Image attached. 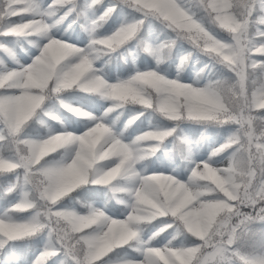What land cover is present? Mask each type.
<instances>
[{"label":"snow or ice","instance_id":"1","mask_svg":"<svg viewBox=\"0 0 264 264\" xmlns=\"http://www.w3.org/2000/svg\"><path fill=\"white\" fill-rule=\"evenodd\" d=\"M101 2L91 0L88 6ZM119 3L141 17L110 34L94 36L84 47L48 35L31 63L18 68L10 69L0 59V174L17 172L16 182L6 194L23 185V198L0 217V249L46 229L52 247L37 253L32 264H47L60 253L73 264H222L233 253L242 264H264V256L241 254L232 247L248 224L264 221V40H256L264 37V28L249 34L250 23L264 25V16L252 20L254 0H198L203 11L199 17L178 0ZM116 6L109 5L98 19L104 20ZM76 8L75 0H51L47 5L42 0H0V36L47 35L51 27L48 17L59 12L63 20ZM149 16L161 20L176 37L188 40L232 75L194 86L152 69L117 82L97 74L93 60L132 40ZM91 23L95 31L97 20ZM214 28L227 33L230 42ZM173 43L168 41V45ZM146 50L160 62L159 48ZM0 51L11 55L4 43H0ZM74 88L101 93L116 102V108L132 103L171 121L231 122L236 128L208 159L194 162L187 180L162 172L141 175L135 168L137 161L159 149L158 142L176 132L175 127L149 128L125 142L94 115L60 101L68 111L95 123L83 132L63 130L43 139L22 137V130L47 97ZM140 115L143 112L128 124ZM67 149L73 153L67 162L48 161L53 153ZM226 150V165L214 166L217 162L212 158ZM121 178L137 180L130 188H111L129 193L128 201H119L130 209L123 218L91 204L83 206V214L58 207L78 187H107ZM29 210H33L29 220L10 215ZM144 212L151 215L146 218ZM159 217L174 218L173 223L153 233L142 242L143 247H134L132 242L139 237L137 225ZM173 226L177 234L185 235L188 246H174L171 240L151 244L159 232ZM125 246L133 247L138 258L108 259L109 253ZM10 252L18 264L15 244ZM5 264H9L7 256Z\"/></svg>","mask_w":264,"mask_h":264},{"label":"rangeland","instance_id":"2","mask_svg":"<svg viewBox=\"0 0 264 264\" xmlns=\"http://www.w3.org/2000/svg\"><path fill=\"white\" fill-rule=\"evenodd\" d=\"M117 1L119 0H102L100 4L88 6L91 0H75L77 13L73 11L63 20H60L59 12L48 17L47 22L51 26L49 33L47 35L37 34L26 37L29 39L28 42L24 41L23 36H0V43H4L11 50V55H7L5 52L0 51V59L4 61V64H6L8 68H18L31 63L32 59L39 53V46H42V44L46 42L48 35H53L67 42L84 47L88 45L90 39L94 36L101 37L110 34L122 24L132 22L134 19L141 17L140 13L135 12L125 4H117ZM50 2L51 0H42L43 5H47ZM178 2H180L182 6L190 9L197 17L203 15L202 9L198 6V0H178ZM111 4H116L117 6L115 10L108 15L113 13H115V15L104 22L103 20H99L98 18ZM254 5L252 20L258 21L260 17L264 16V0H254ZM258 9L260 12H258ZM94 19L97 20L95 31H93V25L91 23ZM253 26L255 28L254 31H252ZM257 27L264 28V25L250 23V36L255 34ZM213 30L225 41L230 42L231 38L227 33L215 28ZM170 39H174V43L168 45ZM256 40H264V37H256ZM161 45L167 46L161 47ZM148 48L160 49L159 63H157L156 57L146 50ZM200 51V49L183 37H176L175 32L168 29L161 20L149 16L144 19L143 25L132 40L109 53L115 57L116 61L128 63L131 60L134 64L133 72H125L119 77L112 76V73H110L111 68L108 67L107 63L108 57L110 56L106 54H100L99 58L93 60V64L94 68L98 70L97 74L102 75L108 82L128 79L137 71L149 69L156 70L167 78L177 79L182 83H191L194 84V86H202L209 80H216L221 77L232 75V73L218 61ZM182 57H185L183 63H181ZM142 63H144V65L138 68ZM123 71L125 70H119L118 74ZM60 101L71 106H78L82 111H87L94 115L98 120L106 123L113 130V133L118 135L119 138L123 139L125 142H131L137 135L149 128L166 129L175 127L176 132L172 136L167 137L163 142H158L161 146L155 153L137 161L135 168L141 175L162 172L172 174L181 180H187L194 162L208 159L212 150L226 142L227 137L236 128L234 123L228 122L225 127L220 128L218 132L213 126L209 129L201 126L198 128L199 132L197 133V131L190 129L184 123H179V121H174L175 124L173 125L158 124L153 119L152 112L148 111L138 116L131 124H128V121L142 112V110H137L135 107L126 105L116 108L114 107L116 102L105 96L100 100L90 101V103L86 105L79 103L77 99L74 98L59 97L58 99L52 100L46 107L38 109L36 115H34L37 122L45 124L46 132H34L24 128L21 134L22 137L43 139L52 132L63 130L83 132L86 127L92 126V124L95 123V121L87 117L78 116L68 111ZM109 107H111L112 110L106 111ZM53 117L56 118L54 119ZM205 122L217 123L215 121ZM180 138L184 142L183 149L179 144ZM72 154L70 149L60 150L59 153L52 154L54 157H48L47 159L50 162H67ZM227 155L228 151L226 150L224 153H220L216 157H213L212 159L217 162L214 166H225ZM18 172H22V170H18ZM16 179L17 172H12L11 179L6 180L4 192L15 184ZM136 184V178H121L114 182L113 185L107 187L93 185L101 187L105 194L109 193L108 196H111L112 204H107V201L102 198L89 197L85 200L80 199L82 196L77 198L74 194L75 190L81 187L85 188L87 186H92V184L81 186L62 198V200L58 202V207L75 210L83 214L86 211L83 206L85 204H91L94 207L102 208L110 216L123 218L130 209L126 203H120L119 201H128L130 199L129 193L113 192L111 188H130L136 186ZM22 191L23 185L18 184L15 190L9 193L10 197L7 198L6 204H0V217L5 214V209L11 204L23 198ZM10 215L19 221H25L31 218L33 210L12 212ZM159 218H161V221L157 226L153 225L150 228H145L141 225L137 226L139 237L132 242L134 247H143V241H147L153 233L158 232V230L164 228L165 225L172 224L174 219L171 217ZM34 236H36L37 239L36 244L28 252H24L22 255L16 253L19 257L18 264H32L37 253L43 249L52 247V240L46 229L39 230L31 237ZM168 240H171L174 246H188L189 244V241L185 239V235L176 233L175 226L172 228H165V231L159 232L151 241V244L157 245L158 243H163ZM126 247L128 248L125 250H118L119 253L117 254L109 253L110 256L108 259L123 260L125 258H138L139 254L133 250V247ZM232 247L234 251H239L241 254L264 256V221H253L248 224L247 228L241 232L238 240ZM6 256L8 257L9 264H17L16 259L8 253L1 259L0 264H5ZM61 262H63V264H73L71 258L64 253L53 256L47 261V264H61ZM222 264H242V262L235 259L233 253L228 259L224 260Z\"/></svg>","mask_w":264,"mask_h":264},{"label":"trees","instance_id":"3","mask_svg":"<svg viewBox=\"0 0 264 264\" xmlns=\"http://www.w3.org/2000/svg\"><path fill=\"white\" fill-rule=\"evenodd\" d=\"M255 7V5H254ZM259 8V7H258ZM257 10V9H256ZM258 12H260V10L258 9ZM111 15L107 16L105 19L109 18ZM153 17V16H152ZM155 18V17H153ZM157 19V18H156ZM255 28L254 26L252 27V31H254ZM33 36V35H31ZM28 37V36H27ZM24 40L25 42H28L29 39L26 38V36H24ZM131 65L132 64H124L125 68L127 71L131 70ZM112 69L114 71H116V68L112 65ZM60 94H63V95H66V96H73L75 94H77L78 96L82 97L83 99L81 100L82 102H87L91 99H94V98H98L99 96H101L102 94L101 93H89V92H86V91H83V90H78L76 88L72 89V90H68V91H62ZM55 93L50 95L49 97H47L45 99V101H48L49 99H51V97H55ZM127 105H131L137 109H145L143 106H140V105H136V104H132V103H127ZM153 111V116L155 117V121H157L158 123H161V124H171V123H174V121H171V120H168L167 118H165L162 114H160L159 112L157 111H154L153 109H151ZM185 123L186 125L190 124V126L196 128L198 125H201V124H206V125H209V124H213L212 122H205V121H193L191 119H188V118H184L182 120L179 121V123ZM216 125H219L218 128H222V127H225V123L224 124H218L215 123ZM221 125V126H220ZM25 129L28 130L30 129L31 131H34V132H39V131H44V126L42 125V123H39L36 121V118L33 117L28 123L27 125L25 126ZM179 144H180V147L183 148V140L180 138L179 139ZM59 153L56 152V154ZM54 154V153H53ZM50 157H54L53 155H51ZM8 179H11V173H7V174H0V203H5L6 202V199L8 197V195L6 193L3 192V187L6 183V180ZM75 196L77 198H79V196L82 198H80L81 200H85L89 197L91 198H102L104 200H106L107 204H112V198L111 196H108L109 193L107 195H105L103 193V190L99 187V186H87L85 188L81 187L77 190H75ZM161 221V218H156V219H153L151 221H143L141 223H139L137 226L141 225V226H144L145 228H150L152 227L153 225H158L159 222ZM32 237H28L24 240H18V241H14V242H9V244L5 245L4 249H0V260L4 258V256L8 253V254H11L10 252V249L12 247L13 244L16 245V253L18 254H23L24 251L26 250H29L31 247H32V244H34V240L32 241L31 240ZM25 245L24 249H23V246ZM128 247H123V248H118L117 251L114 252V254H117L119 253L118 250H122V249H126Z\"/></svg>","mask_w":264,"mask_h":264},{"label":"clouds","instance_id":"4","mask_svg":"<svg viewBox=\"0 0 264 264\" xmlns=\"http://www.w3.org/2000/svg\"><path fill=\"white\" fill-rule=\"evenodd\" d=\"M146 218L148 217V216H150L151 215V213H148V212H144V213H142Z\"/></svg>","mask_w":264,"mask_h":264}]
</instances>
